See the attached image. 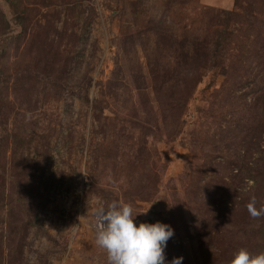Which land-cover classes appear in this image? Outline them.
I'll list each match as a JSON object with an SVG mask.
<instances>
[{"label":"rangeland","instance_id":"obj_1","mask_svg":"<svg viewBox=\"0 0 264 264\" xmlns=\"http://www.w3.org/2000/svg\"><path fill=\"white\" fill-rule=\"evenodd\" d=\"M8 1L0 264H107L113 200L173 229L165 264L264 252V0Z\"/></svg>","mask_w":264,"mask_h":264},{"label":"clouds","instance_id":"obj_2","mask_svg":"<svg viewBox=\"0 0 264 264\" xmlns=\"http://www.w3.org/2000/svg\"><path fill=\"white\" fill-rule=\"evenodd\" d=\"M251 186L252 181H248ZM253 195L247 203V211L253 219L264 216V205L256 207ZM151 207V206H150ZM150 207L143 212L147 214ZM96 245L106 253L107 264H165V247L174 235L173 229L164 223L141 222L138 226L129 203L113 200L107 206L101 204L94 213ZM182 257L172 264H181ZM229 264H264V252L252 254L246 248L238 249Z\"/></svg>","mask_w":264,"mask_h":264},{"label":"water","instance_id":"obj_3","mask_svg":"<svg viewBox=\"0 0 264 264\" xmlns=\"http://www.w3.org/2000/svg\"><path fill=\"white\" fill-rule=\"evenodd\" d=\"M0 10H2L11 26L14 27L17 14L13 11L11 4L7 0H0Z\"/></svg>","mask_w":264,"mask_h":264},{"label":"trees","instance_id":"obj_4","mask_svg":"<svg viewBox=\"0 0 264 264\" xmlns=\"http://www.w3.org/2000/svg\"><path fill=\"white\" fill-rule=\"evenodd\" d=\"M8 1V0H7ZM9 2V1H8ZM10 3V2H9ZM11 4V3H10ZM12 6V5H11Z\"/></svg>","mask_w":264,"mask_h":264}]
</instances>
